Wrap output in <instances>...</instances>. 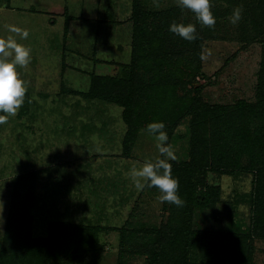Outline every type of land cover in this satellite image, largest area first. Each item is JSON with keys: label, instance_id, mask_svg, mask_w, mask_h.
Listing matches in <instances>:
<instances>
[{"label": "rangeland", "instance_id": "rangeland-1", "mask_svg": "<svg viewBox=\"0 0 264 264\" xmlns=\"http://www.w3.org/2000/svg\"><path fill=\"white\" fill-rule=\"evenodd\" d=\"M135 2L154 12L180 9V20L193 24V12L178 7L177 0H0V37L12 35L31 49L29 65L17 67L26 87L24 101L15 115L0 124L4 203L0 248L15 178L25 173H35L32 237L46 238L49 224L55 221L102 228L98 251L67 256L61 264H118L119 229L141 223L156 227L167 219L160 193L152 188L137 191L128 175L133 166L159 156L154 138L139 133L130 157H124L127 127L122 109L74 94L88 91L92 73L124 72ZM10 26L27 29L28 38L11 33ZM200 58L203 78L196 81L203 87L205 102L255 101L261 61L257 43L246 45L225 37L208 40ZM188 128V120L183 121L168 140L176 155L173 162L188 160ZM207 180L219 185V200L211 209L197 210L193 226L234 232L247 228L252 174L209 173ZM254 243V262L264 264V240ZM124 260L145 264L144 258L132 253Z\"/></svg>", "mask_w": 264, "mask_h": 264}, {"label": "trees", "instance_id": "trees-1", "mask_svg": "<svg viewBox=\"0 0 264 264\" xmlns=\"http://www.w3.org/2000/svg\"><path fill=\"white\" fill-rule=\"evenodd\" d=\"M210 2L216 23L202 25L194 15L197 38L192 41L168 31L172 22L189 24L186 18L180 20L182 10L154 12L135 2L130 17L129 63L122 65L124 72L116 76L92 73L88 91L74 92L122 109L127 127L122 154L126 158L138 134H148L144 130L148 123L163 121L170 138L188 120V160L170 161L184 207L177 209L165 201L169 215L164 223L119 229L118 264H126L124 258L131 253L144 258L145 264H255L254 241L264 240V0ZM236 10L241 11L242 19L233 27L231 16ZM222 29L226 39L257 43L261 48L254 102L208 104L202 98L203 87L196 81L203 78L201 49L205 41L223 38ZM238 172L253 176L247 228H239V232L195 228V212L211 209L219 200L220 187L209 183L208 174ZM34 185L33 172L15 178L0 264H61L67 256L98 251L99 226L55 221L49 224L46 238L31 236ZM152 190L159 192L155 187Z\"/></svg>", "mask_w": 264, "mask_h": 264}, {"label": "clouds", "instance_id": "clouds-1", "mask_svg": "<svg viewBox=\"0 0 264 264\" xmlns=\"http://www.w3.org/2000/svg\"><path fill=\"white\" fill-rule=\"evenodd\" d=\"M177 6L194 13L197 21L202 25L213 26L216 18L211 10L210 0H177ZM241 11L236 10L231 16V24L236 27L241 22ZM11 33L18 34L22 39H27L29 32L16 26H10ZM168 31L184 40L192 41L196 37L194 24L172 22ZM31 49L20 44L14 36L0 37V124L7 121L8 116L15 115L24 101L26 87L19 78L17 67H26L31 61ZM163 121H153L144 129L156 142L159 156L147 159L140 167L133 166L128 175L137 191L145 188H157L158 200L169 202L177 209L184 205L178 196L179 180L172 174L170 161L176 159L171 145L168 144V134ZM4 203L0 200V225L3 224Z\"/></svg>", "mask_w": 264, "mask_h": 264}]
</instances>
